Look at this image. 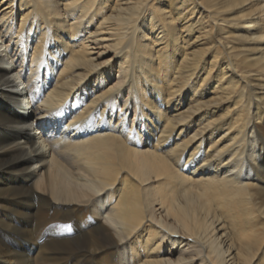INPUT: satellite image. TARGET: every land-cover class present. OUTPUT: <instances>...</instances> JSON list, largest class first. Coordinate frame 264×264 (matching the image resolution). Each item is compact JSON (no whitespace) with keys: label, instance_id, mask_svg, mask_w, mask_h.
<instances>
[{"label":"bare ground","instance_id":"bare-ground-1","mask_svg":"<svg viewBox=\"0 0 264 264\" xmlns=\"http://www.w3.org/2000/svg\"><path fill=\"white\" fill-rule=\"evenodd\" d=\"M0 264H264V0H0Z\"/></svg>","mask_w":264,"mask_h":264},{"label":"rangeland","instance_id":"rangeland-1","mask_svg":"<svg viewBox=\"0 0 264 264\" xmlns=\"http://www.w3.org/2000/svg\"><path fill=\"white\" fill-rule=\"evenodd\" d=\"M130 118H133V117H132V116H130ZM42 240H43V238H40V239H39V241H42ZM39 244H40V243H39Z\"/></svg>","mask_w":264,"mask_h":264}]
</instances>
